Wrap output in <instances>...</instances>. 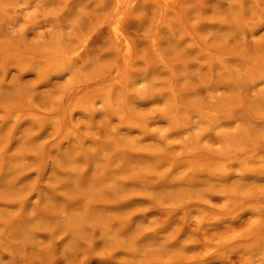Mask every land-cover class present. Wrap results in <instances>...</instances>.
Listing matches in <instances>:
<instances>
[{
    "label": "clouds",
    "instance_id": "clouds-1",
    "mask_svg": "<svg viewBox=\"0 0 264 264\" xmlns=\"http://www.w3.org/2000/svg\"><path fill=\"white\" fill-rule=\"evenodd\" d=\"M0 264H264V0H0Z\"/></svg>",
    "mask_w": 264,
    "mask_h": 264
}]
</instances>
